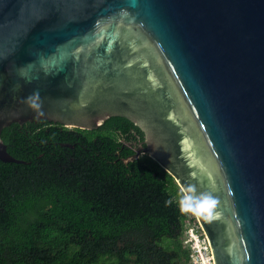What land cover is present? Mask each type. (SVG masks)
<instances>
[{"label": "water", "instance_id": "1", "mask_svg": "<svg viewBox=\"0 0 264 264\" xmlns=\"http://www.w3.org/2000/svg\"><path fill=\"white\" fill-rule=\"evenodd\" d=\"M112 116L144 134L124 162L216 201L213 264H264V0H0V160L12 123Z\"/></svg>", "mask_w": 264, "mask_h": 264}, {"label": "trees", "instance_id": "2", "mask_svg": "<svg viewBox=\"0 0 264 264\" xmlns=\"http://www.w3.org/2000/svg\"><path fill=\"white\" fill-rule=\"evenodd\" d=\"M57 125L1 132L25 162L0 160V264H194L185 233L204 234L174 177L147 153L123 161L126 132H143L120 116Z\"/></svg>", "mask_w": 264, "mask_h": 264}, {"label": "flooded vegetation", "instance_id": "3", "mask_svg": "<svg viewBox=\"0 0 264 264\" xmlns=\"http://www.w3.org/2000/svg\"><path fill=\"white\" fill-rule=\"evenodd\" d=\"M27 122H28L27 126H24L25 122L20 124L19 129L20 130L25 129L26 131L33 132V130H35V129L45 128V127L50 128L51 126L58 127V125H57L58 123L45 121V120H34V121H27ZM62 126H64V125H62ZM65 127H67V126H65ZM60 129H62V127ZM126 136H127V138H125V137L122 138L123 143L129 147H132L134 150L137 147H139V145L145 146L144 139L140 137V135L137 133V131L134 128L131 127L126 132Z\"/></svg>", "mask_w": 264, "mask_h": 264}, {"label": "rangeland", "instance_id": "4", "mask_svg": "<svg viewBox=\"0 0 264 264\" xmlns=\"http://www.w3.org/2000/svg\"><path fill=\"white\" fill-rule=\"evenodd\" d=\"M198 223V221H197ZM199 225V223H198ZM200 227V225H199ZM201 229V227H200ZM202 231V229H201ZM185 242H189V239H193L192 245H194L198 251L196 255L192 257V261L194 264H213L212 260H210V256H212L210 253V250L206 248V242L200 235L199 230L196 228V226H191L187 229V233H185ZM209 247V246H208ZM201 262V263H199Z\"/></svg>", "mask_w": 264, "mask_h": 264}, {"label": "clouds", "instance_id": "5", "mask_svg": "<svg viewBox=\"0 0 264 264\" xmlns=\"http://www.w3.org/2000/svg\"><path fill=\"white\" fill-rule=\"evenodd\" d=\"M190 199L188 197L182 198L179 204L180 211L183 213L192 212L194 215H201L203 213H208L210 215V209H212L216 203L214 199L209 197H205L198 203L189 202ZM172 201H166L165 203H171Z\"/></svg>", "mask_w": 264, "mask_h": 264}, {"label": "built area", "instance_id": "6", "mask_svg": "<svg viewBox=\"0 0 264 264\" xmlns=\"http://www.w3.org/2000/svg\"><path fill=\"white\" fill-rule=\"evenodd\" d=\"M202 238H203L204 241L206 242V248H208V250H209V247H208V243H207L206 237L203 235ZM187 242H188V240H187ZM192 243H193V239H189V244H190L191 249H192V257H193L194 255H196V254L198 253V251H197L196 247H195L194 245H192ZM210 254H211V253H210ZM210 260H212V256H210ZM199 263H201V262H199ZM201 264H202V263H201Z\"/></svg>", "mask_w": 264, "mask_h": 264}]
</instances>
